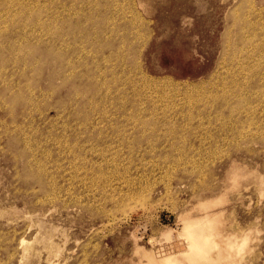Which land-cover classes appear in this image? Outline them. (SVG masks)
Returning <instances> with one entry per match:
<instances>
[{
  "label": "rangeland",
  "instance_id": "rangeland-1",
  "mask_svg": "<svg viewBox=\"0 0 264 264\" xmlns=\"http://www.w3.org/2000/svg\"><path fill=\"white\" fill-rule=\"evenodd\" d=\"M0 36V264H144L206 212L264 264V0H0Z\"/></svg>",
  "mask_w": 264,
  "mask_h": 264
},
{
  "label": "bare ground",
  "instance_id": "bare-ground-1",
  "mask_svg": "<svg viewBox=\"0 0 264 264\" xmlns=\"http://www.w3.org/2000/svg\"><path fill=\"white\" fill-rule=\"evenodd\" d=\"M15 20V19H14ZM13 20V21H14ZM29 22V21H28ZM30 22H32L31 20H30ZM21 23V22H20ZM23 24V23H22ZM32 24V23H31ZM240 24V23H239ZM244 25V24H243ZM246 25H248V24H246ZM22 26V25H21ZM241 26V25H240ZM244 27H246V26H244ZM19 28V27H18ZM17 28V29H18ZM249 29V28H248ZM20 31V30H19ZM263 32V31H262ZM19 35V34H18ZM1 37V36H0ZM25 37V36H24ZM242 41V40H241ZM4 44V43H3ZM2 44V45H3ZM100 44V43H99ZM228 44V43H227ZM1 45V44H0ZM9 45V49L12 51V47H13V45H12V43L11 44H8ZM11 45H12V47H11ZM225 46V45H224ZM4 47V46H3ZM226 47V46H225ZM15 48H16V46L14 47V50H15ZM31 48V47H30ZM3 49V48H2ZM7 49V48H6ZM27 48H25L24 50H26ZM92 49V48H91ZM19 52H21L22 50L20 49V47H19ZM23 50V51H24ZM59 50V49H58ZM3 51V50H2ZM55 52V51H54ZM60 52V51H59ZM94 52V51H93ZM0 53H1V51H0ZM4 53V52H3ZM25 53H27V52H25ZM64 53V52H63ZM23 54V53H22ZM32 54V53H31ZM3 55V54H2ZM64 55V54H63ZM245 57H247V55L245 56ZM36 58V57H35ZM46 58V57H45ZM74 58V57H73ZM225 58V57H224ZM93 59V58H92ZM21 60H22V58H21ZM39 60V59H38ZM55 60H56V58H55ZM54 60V61H55ZM17 61V60H16ZM53 61V60H52ZM57 61V60H56ZM72 61H73V59H72ZM107 61V60H106ZM13 62H15L14 60H13ZM42 62H44V60L42 61ZM62 62V61H61ZM67 62V61H66ZM94 62V61H93ZM93 62H91V63H93ZM230 62H231V60H230ZM233 62V61H232ZM4 63H6V62H4ZM16 63V62H15ZM24 63V62H23ZM36 63V62H35ZM45 63V62H44ZM55 63V62H54ZM69 63H71V62H69ZM17 64V63H16ZM40 64V63H39ZM42 64V63H41ZM48 64V63H47ZM46 64V65H47ZM68 64V63H67ZM72 64H73V62H72ZM71 64V65H72ZM87 64V63H86ZM13 65V64H12ZM34 65V64H33ZM38 65V64H37ZM43 65H45V64H43ZM69 65V64H68ZM91 65V64H90ZM90 65H87L88 67L90 66ZM94 65V64H93ZM26 66V65H25ZM39 66V65H38ZM42 66V65H41ZM49 66H50V64H49ZM67 67V66H66ZM90 67H92V66H90ZM232 66H230V68H231ZM39 68H40V66H39ZM86 68V67H85ZM77 69V68H76ZM75 68H73L72 70H76ZM96 69H97V67H96ZM1 70H4L3 69V67L1 68ZM95 70V69H94ZM228 70H229V68H228ZM234 70V69H233ZM7 71V70H6ZM25 71V70H24ZM61 71V70H60ZM97 71V70H96ZM262 71V70H261ZM100 72V71H99ZM110 72V71H109ZM109 72H107V73H109ZM226 72V71H225ZM232 72V71H231ZM33 73V72H32ZM55 73H56V71H55ZM58 73V72H57ZM241 73V72H240ZM73 74V73H72ZM71 74V72H70V75H72ZM101 74H103V73H101ZM237 74V73H236ZM239 74V73H238ZM69 75V74H68ZM69 75V76H70ZM106 75V74H105ZM125 75V74H124ZM69 76H67V77H69ZM95 76V75H94ZM99 76V75H98ZM10 77H12V76H10ZM72 77V76H71ZM96 77V76H95ZM103 77L104 78H106L104 75H103ZM65 78V77H64ZM117 78V77H116ZM125 78V77H124ZM123 78V79H124ZM66 79V78H65ZM69 79V78H68ZM90 79V78H89ZM95 79V78H94ZM100 79V78H99ZM107 79V78H106ZM113 79V78H112ZM111 79V80H112ZM120 79V78H119ZM134 79V78H133ZM91 80V79H90ZM96 80V79H95ZM110 80V81H111ZM245 80V79H244ZM126 82L128 81V80H125ZM124 81V82H125ZM132 81V80H131ZM30 82V81H29ZM29 82H27V83H29ZM104 82H105V80H104ZM257 82V81H256ZM96 83H97V81H96ZM109 83V82H108ZM114 83V82H113ZM112 83V84H113ZM157 83V82H156ZM2 84V83H1ZM0 84V85H1ZM100 84H101V82H100ZM123 84V83H122ZM121 84V85H122ZM231 84V83H230ZM233 84V83H232ZM256 84V83H255ZM254 84V85H255ZM27 85V84H26ZM110 85V84H109ZM115 85V84H114ZM126 85V84H125ZM151 85V84H150ZM154 85V84H153ZM30 86V85H29ZM59 86V85H58ZM96 86V85H95ZM104 86V83H103V85H102V87ZM123 86V85H122ZM157 86V85H156ZM176 86V85H175ZM57 87V86H56ZM99 88V87H98ZM145 88V87H144ZM150 88V87H149ZM155 88V87H154ZM258 88V87H257ZM262 88H264V86L262 87ZM77 89V88H76ZM124 89V88H123ZM152 90H153V88H151ZM253 89V88H252ZM115 90V89H114ZM118 90H120V87H119V89ZM117 90V91H118ZM146 90V89H145ZM145 90H143V94H144V91ZM150 90V89H149ZM249 90V89H248ZM258 90H259V88H258ZM33 91V90H32ZM253 91V90H252ZM262 91V90H261ZM75 92H78V91H75ZM85 92V91H84ZM83 92V93H84ZM100 92V91H99ZM107 92H108V90H107ZM118 92H120V91H118ZM122 92H124V91H122ZM255 92V91H254ZM253 92V93H254ZM257 92V91H256ZM19 94H20V92H18ZM109 93V92H108ZM258 93V92H257ZM256 93V94H257ZM32 94V93H31ZM75 94V93H74ZM78 94H79V92H78ZM82 93L80 92V95H81ZM119 94V93H118ZM147 94V93H146ZM250 94H251V92H250ZM259 94H260V92H259ZM258 94V95H259ZM15 95V94H14ZM53 95V94H52ZM105 95V94H104ZM106 95H107V93H106ZM138 95V94H137ZM136 95V96H137ZM165 95V94H164ZM253 95V94H252ZM262 95H263V92H262ZM35 96V95H34ZM257 96V95H256ZM82 97H83V95H82ZM254 97V96H253ZM31 98V97H30ZM30 98H29V100H30ZM84 98V97H83ZM106 98V97H105ZM140 98V97H139ZM241 98H244V97H241ZM255 99L256 98H258V97H254ZM16 99V98H15ZM32 99H33V97H32ZM31 99V100H32ZM81 99V96H80V98H79V100ZM246 99V98H245ZM254 99V100H255ZM30 100V101H31ZM242 100H244V99H242ZM242 100H241V102H242ZM260 99H258V101H259ZM26 101H28V100H26ZM29 101V102H30ZM90 101H91V99H90ZM248 101H250V100H248ZM253 101V100H252ZM257 101V100H256ZM255 101V102H256ZM258 101H257V104H258ZM263 101H264V99H263ZM33 102V101H32ZM79 102V101H78ZM244 102H246V101H244ZM251 102V101H250ZM254 102V103H255ZM12 103H14V100H12V99H9L8 101H7V104H9L8 106H9V112L10 113H12V110H13V108H14V106L12 105ZM135 103V102H134ZM251 103H253V102H251ZM236 104H237V102H236ZM236 104H234V105H236ZM238 104H240L241 105V103H238ZM247 104V103H246ZM134 105V104H133ZM255 105V104H254ZM263 105V104H262ZM76 106V105H75ZM91 106V105H90ZM90 106H88V107H90ZM237 106V105H236ZM243 106H246V105H243ZM5 107V106H4ZM96 107H97V105H96ZM95 107V108H96ZM135 107H137L136 105H135ZM230 107V106H229ZM258 107H259V104H258ZM261 107V106H260ZM230 108H232V106L230 107ZM235 108V107H234ZM238 108H239V106H238ZM244 108V107H243ZM253 108V107H252ZM262 108H263V106H262ZM84 109V108H83ZM121 109V108H120ZM119 109V110H120ZM136 109V108H135ZM241 109V108H240ZM245 109V108H244ZM247 109V108H246ZM251 109V108H250ZM258 109V108H257ZM133 110V109H132ZM129 111V110H128ZM249 111V110H248ZM250 111H252V109L250 110ZM249 111V112H250ZM129 112H131V111H129ZM239 112V111H238ZM253 112V111H252ZM257 112V111H256ZM256 112H254V113H256ZM259 112V111H258ZM261 112V111H260ZM259 112V113H260ZM132 113V112H131ZM135 113V112H134ZM241 113V112H240ZM239 113V114H240ZM248 113V112H247ZM263 113V112H262ZM62 114V113H61ZM133 114V113H132ZM252 114V113H251ZM253 115V114H252ZM251 115V116H252ZM239 116H241V115H239ZM248 116V115H247ZM254 116V115H253ZM260 116V115H259ZM60 117V116H59ZM249 117V116H248ZM87 118V117H86ZM241 118V117H240ZM252 118V117H251ZM250 118V119H251ZM256 118V117H255ZM132 119V118H131ZM137 120V119H136ZM140 120V119H139ZM152 120H153V117H152ZM252 120V119H251ZM259 121L260 120H262V119H258ZM87 121V120H86ZM146 121V120H145ZM258 121V122H259ZM263 121V120H262ZM249 122V121H248ZM254 122H255V119H254ZM257 122V123H258ZM153 123V122H152ZM246 125V124H245ZM250 125V124H249ZM247 126V125H246ZM251 126V125H250ZM253 126V125H252ZM245 127V126H244ZM244 127H243V129H244ZM254 127V126H253ZM257 127V126H256ZM258 129V128H257ZM255 130V129H254ZM248 131V130H247ZM252 131H253V129H252ZM261 132H262V130H260ZM244 132V131H243ZM255 132V131H254ZM258 132V131H257ZM256 132V133H257ZM264 132V131H263ZM248 132H246V134H247ZM245 134V133H244ZM259 134V133H258ZM264 134V133H263ZM262 135V134H261ZM240 136V135H239ZM259 136V135H258ZM261 137V136H260ZM264 137V136H263ZM260 141L262 140V139H259ZM262 141H264V139L262 140ZM251 146V145H250ZM247 147V146H246ZM29 151V150H28ZM254 152V151H253ZM259 152V151H258ZM257 153V152H256ZM255 153V154H256ZM263 153H264V151H263ZM254 155V154H253ZM245 161V160H244ZM29 162V161H28ZM69 163V162H68ZM55 164V163H54ZM234 164V163H233ZM239 166H241V165H239ZM39 169V168H38ZM52 169V168H51ZM62 169V168H61ZM31 171V170H30ZM231 171V170H230ZM52 174V173H51ZM257 174H258V172H257ZM17 175V174H16ZM38 176H39V174H37ZM33 176H34V174H33ZM41 176V175H40ZM237 174L235 173V172H232L231 173V180H233V184L236 186L237 185ZM50 177V176H49ZM27 178V177H26ZM32 178V177H31ZM40 178V177H39ZM254 182V181H253ZM44 183V182H43ZM224 183V182H223ZM226 183V182H225ZM224 183V184H225ZM256 183H257V181H256ZM255 183V184H256ZM27 184V183H26ZM229 184V183H228ZM254 183H253V185H255ZM232 185V184H231ZM240 185V184H239ZM242 185V184H241ZM240 185V186H241ZM54 186V185H53ZM52 186V187H53ZM59 186V185H58ZM209 186V185H208ZM228 186V185H227ZM256 186V185H255ZM56 187V186H55ZM203 187V186H202ZM231 187V186H230ZM229 187V188H230ZM239 187V186H238ZM31 188V187H30ZM211 188V187H210ZM213 188V187H212ZM38 189V188H37ZM55 189V188H54ZM59 189V188H58ZM244 189H246V188H244ZM243 189V190H244ZM248 189V188H247ZM257 189V188H256ZM30 190H32V189H30ZM202 190V189H201ZM259 190V189H258ZM35 191V190H34ZM60 191V190H59ZM229 191V190H228ZM232 191V190H231ZM52 192V191H51ZM225 192V191H224ZM257 192V191H256ZM203 193V192H202ZM241 193V192H240ZM34 194H35V192H34ZM49 194V193H48ZM52 194V193H51ZM54 194H55V192H54ZM198 194H200V193H198ZM229 194H230V192H229ZM238 194H239V192H238ZM47 195V194H46ZM221 195H222V193H221ZM241 194H239L238 196H240ZM53 196H55V195H53ZM200 196V195H199ZM259 196V195H258ZM46 197H48V196H46ZM50 197V196H49ZM55 197H57V196H55ZM232 197V196H231ZM255 197H257V196H255ZM226 198V197H225ZM250 198V197H249ZM258 198V197H257ZM261 198V197H260ZM54 199V198H53ZM195 199V198H194ZM233 199V198H232ZM40 200V199H39ZM50 200V199H49ZM58 200V199H57ZM198 200H200V197H199V199ZM222 200H224V199H222ZM38 201V200H37ZM44 201V200H43ZM259 201V200H258ZM49 202V201H48ZM207 202V201H206ZM206 202H204L205 204V206L204 205H200V207L202 208V209H204V210H206V209H209L210 207H212L213 206V204H211L210 202H209V204L208 203H206ZM216 202V201H215ZM220 201L219 200H217V203H219ZM225 202H227V201H225ZM229 202V201H228ZM44 203V202H43ZM43 203H42V205H43ZM213 203V202H212ZM259 203V202H258ZM212 206H211V205ZM220 204V203H219ZM221 204H223V203H221ZM224 205V204H223ZM186 207V206H185ZM15 208V207H14ZM193 208V207H192ZM184 209V208H183ZM18 210V209H17ZM231 210V209H230ZM229 210V211H230ZM234 210V209H233ZM193 212H197V211H193ZM218 213V212H217ZM217 213L215 214V213H213V214H211V213H208V212H206L205 214H204V216H202V217H197V218H191V217H189L187 214H184V215H182V218L185 220V222H186V226L184 227L185 228V230H184V233L185 234H182V235H180V236H184V238L186 239H184L185 240V248H182V249H179L175 254H167V255H165V256H163V258H160V259H157V258H155V257H153V255H151L150 253L149 254H146L145 255V263L144 264H205V263H208V262H215L216 264L217 263H221V262H223V261H225L226 262V264H231L232 263V261L233 260H235V258H236V256L238 255V253H239V251L241 250V249H243L244 247H245V243H246V240L245 239H242L241 241H238L237 239H236V237L235 236H233V235H228V238H227V240L225 241V244H224V246L225 247H223V249H220L221 247L220 246H222L221 245V242L219 243L218 242V237H222L221 236V234H220V232L218 231L219 229H220V227H219V229L218 230H215L214 229V227H213V225L215 224V221L216 220H218V215H217ZM225 213H227V212H225ZM2 214V213H1ZM193 214V213H192ZM230 215V214H229ZM233 215V214H232ZM7 216V215H6ZM228 216V215H227ZM231 216V215H230ZM230 216H228V217H230ZM2 217V216H1ZM232 217V216H231ZM257 218V217H256ZM232 219V218H231ZM230 219V220H231ZM227 220V219H226ZM228 221V220H227ZM226 221V222H227ZM257 221V220H256ZM217 222V221H216ZM221 222H222V220H221ZM222 225H224V223L222 224ZM226 226V225H225ZM247 226H249V225H247ZM246 226V227H247ZM47 227H48V225H47ZM227 227V226H226ZM229 227V226H228ZM239 227V226H238ZM252 227V226H251ZM254 227V226H253ZM237 228V227H236ZM242 229V227H239V229ZM250 228V227H249ZM229 229V228H228ZM230 230V229H229ZM232 230V229H231ZM246 230H247V228H246ZM44 231V230H43ZM222 231V230H221ZM237 231V230H236ZM234 232H235V230H234ZM251 232H252V229H251ZM66 233V232H65ZM227 233V232H226ZM225 233V234H226ZM55 234V233H54ZM62 234H63V232H62ZM64 236V235H63ZM250 236V235H249ZM53 237V236H52ZM183 238V237H182ZM247 238V237H246ZM256 238V237H255ZM23 239H24V237H23ZM23 239H21V241H20V246L22 247V250L23 249H28L29 247L27 246L28 244H30V242L27 244L26 243V241H24ZM36 239V241H37V238H35ZM39 239V238H38ZM52 240V239H51ZM188 240V241H187ZM224 240V239H223ZM45 242V241H44ZM43 242V243H44ZM47 242V241H46ZM45 242V243H46ZM53 242V241H52ZM32 243V242H31ZM47 243H49V242H47ZM184 243V242H183ZM38 244V243H37ZM50 244V243H49ZM52 244H54V243H52ZM56 245H58V244H56ZM20 246H18V248L20 247ZM32 246V245H31ZM51 246H53V245H51ZM51 246H49V247H51ZM55 246V245H54ZM180 246V245H179ZM247 247H249L248 245H247ZM35 248H36V246H35ZM56 248V247H55ZM246 248V247H245ZM30 249V248H29ZM31 249H32V247H31ZM30 249V250H31ZM34 249V248H33ZM42 249H43V247H42ZM47 249V248H46ZM37 250V249H36ZM51 250V249H50ZM247 250V249H246ZM41 251V250H40ZM39 251V252H40ZM49 251V250H48ZM57 251V250H56ZM64 251V250H63ZM216 252V256L214 257L212 254H213V252ZM26 252V251H25ZM35 252V251H34ZM60 252H61V250H60ZM23 253H24V251H23ZM28 254V253H27ZM54 254V253H53ZM57 254V253H56ZM60 254H62V253H60ZM26 255V254H25ZM31 255V254H30ZM34 255V254H33ZM12 256V255H11ZM23 256V255H22ZM37 256V255H36ZM49 256V255H48ZM54 256H56V255H54ZM59 256V255H58ZM25 257V256H24ZM40 257V256H39ZM46 257H47V254H46ZM237 257H239V256H237ZM9 258H10V256H9ZM33 258V257H32ZM35 258H37V257H35ZM244 258V257H243ZM22 259V258H21ZM21 259H20V261H21ZM34 259V258H33ZM56 259V258H55ZM36 260V259H35ZM238 260V259H237ZM236 260V261H237ZM240 260V259H239ZM48 261V260H47ZM50 261V260H49ZM246 261V260H245ZM46 262V261H45ZM238 262V261H237ZM50 263H53L52 261L50 262ZM49 263V264H50ZM57 263V262H56ZM235 263V262H234ZM31 264V263H30ZM214 264V263H213ZM239 264V263H238Z\"/></svg>",
  "mask_w": 264,
  "mask_h": 264
}]
</instances>
